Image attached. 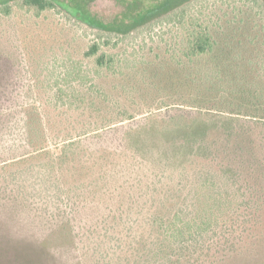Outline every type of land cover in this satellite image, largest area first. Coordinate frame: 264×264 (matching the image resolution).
<instances>
[{
	"label": "rangeland",
	"instance_id": "374dc122",
	"mask_svg": "<svg viewBox=\"0 0 264 264\" xmlns=\"http://www.w3.org/2000/svg\"><path fill=\"white\" fill-rule=\"evenodd\" d=\"M55 1L0 10V264H264V0Z\"/></svg>",
	"mask_w": 264,
	"mask_h": 264
},
{
	"label": "trees",
	"instance_id": "16d2710c",
	"mask_svg": "<svg viewBox=\"0 0 264 264\" xmlns=\"http://www.w3.org/2000/svg\"><path fill=\"white\" fill-rule=\"evenodd\" d=\"M11 2L0 3V10L5 14H8L11 8L9 6L16 5L22 2L23 5L34 7L40 11L52 10L54 8H61L67 13L74 15L70 10L63 7L57 1L53 0H10ZM194 0H168L161 5H158L152 9L147 10L140 15L138 20L129 23L127 25L116 26L114 24H99L95 26L98 33L102 34H115L117 36L125 37L139 29L146 27H153L155 24L167 22H176L185 19L186 6L192 3ZM250 1V0H249ZM84 19V18H83ZM86 20V19H84ZM191 21H193L191 19ZM88 22V21H87ZM89 23V22H88ZM195 27V26H194ZM216 42L212 39L209 31L197 29L192 34L189 35L186 58L189 60L210 54L214 51ZM99 51V46H92L91 50L88 52L89 56H95ZM104 57L98 58V64L103 66ZM182 228H176V233L180 237H184L188 232H204L208 230L210 225H212V220L202 221L200 223L196 222V219L191 220V222H184Z\"/></svg>",
	"mask_w": 264,
	"mask_h": 264
}]
</instances>
